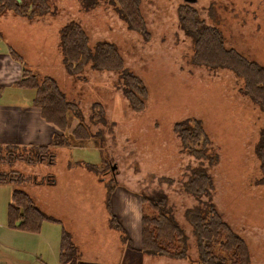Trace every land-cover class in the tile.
<instances>
[{
    "label": "rangeland",
    "instance_id": "rangeland-1",
    "mask_svg": "<svg viewBox=\"0 0 264 264\" xmlns=\"http://www.w3.org/2000/svg\"><path fill=\"white\" fill-rule=\"evenodd\" d=\"M93 1L48 0L50 11L33 19L0 11L2 51L12 45L34 73L54 77L78 106L73 127L82 117L92 138L58 146L51 141L42 151L47 162L35 159L31 146L0 145V172L10 173L15 188L59 218L45 222L40 233L15 236L13 243L0 238V261L58 264L65 227L81 253L78 264H199L190 217L213 208L247 243L249 264H264V183L258 182L255 150L264 113L241 91L243 78L233 70L194 61L195 35L181 15L188 5L201 24L221 31L227 47L264 66V0H142L145 32L131 29L113 0ZM71 22L85 29L93 51L99 42L113 43L124 69L100 70L90 60L82 72L70 74L60 33ZM127 71L148 90L147 98L139 96L141 109L127 97L133 89ZM18 89L8 94L21 92L23 101L34 97L33 89ZM188 118L200 119L210 136L205 155L185 150L175 131V124ZM51 153L55 163L47 160ZM199 176L208 179L200 192L191 187ZM110 186L117 188L111 205L122 230L108 214ZM11 192L12 185L0 186V223ZM144 197L163 200V209L184 232L189 258L139 251Z\"/></svg>",
    "mask_w": 264,
    "mask_h": 264
},
{
    "label": "trees",
    "instance_id": "trees-1",
    "mask_svg": "<svg viewBox=\"0 0 264 264\" xmlns=\"http://www.w3.org/2000/svg\"><path fill=\"white\" fill-rule=\"evenodd\" d=\"M113 1L131 29L146 31L145 20L140 11L142 0ZM89 2L93 4L95 1L89 0ZM183 7H185L181 12L183 23L195 35L194 61L214 68L222 67L233 70L243 78L244 86L241 91L251 98L264 113V66L255 60H250L235 48L227 47L217 27L201 24L193 9L188 5ZM0 11H13L18 16L33 19L47 14L50 11V5L48 0H0ZM60 39L65 66L70 74L82 72L90 60L93 61L94 67L100 70L124 69V59L117 47L113 43L102 41L93 51L87 32L78 22H71L64 26L61 29ZM8 52L23 66L22 78L15 82L16 87L33 89L35 94L32 106L39 108L42 118L61 131L53 135V145H71L73 139L82 143L90 141L91 134L83 123L82 117L78 118V123L73 127L74 120L80 116L78 106L69 100L57 80L49 75L41 77L34 73L25 65L23 55L13 46H8ZM125 75L127 82L133 87L128 90L127 97L134 109H141L144 107V102L139 96L147 98L148 90L142 86L139 78L132 72L127 71ZM175 131L178 132L185 150L196 156L207 153L211 140L200 119L188 118L179 121L175 124ZM31 147L34 149L32 152L36 153L35 159L46 161L42 153L49 150L50 145ZM255 150L262 175L258 180L260 184L264 183V125ZM49 155L51 157L47 159L48 162L55 163V153ZM88 164L93 167V164ZM12 180L14 179L10 173L0 172V184L13 183ZM207 181L205 176L196 177L191 182V187L200 192ZM52 182L54 181L49 183ZM114 186L109 187L107 207L113 218L112 221L110 220L111 224L122 230L123 225L112 211L111 198L115 191ZM142 202L139 251L168 254L173 257H188L184 232L174 217L163 209V200L155 201L144 197ZM146 204L149 205V210L146 209ZM8 219L9 226L32 232L39 231L45 221H56L34 202L29 193L20 188L13 189ZM190 219L198 239L199 264H249L250 254L247 243L227 222L221 219L213 208L206 212L193 213ZM123 238L125 240V236ZM127 242L129 246H132L130 238ZM80 257L81 253L72 234L63 228L59 253L60 264H78Z\"/></svg>",
    "mask_w": 264,
    "mask_h": 264
},
{
    "label": "crops",
    "instance_id": "crops-1",
    "mask_svg": "<svg viewBox=\"0 0 264 264\" xmlns=\"http://www.w3.org/2000/svg\"><path fill=\"white\" fill-rule=\"evenodd\" d=\"M2 49L3 48L0 47V145H6V146L9 145L15 147L48 145L49 143H51L53 139V135L57 132V130L53 124L48 123L42 118L41 111L39 108H35L32 106L33 98H31L30 100L23 101L22 98H18V95L21 94V92H17L14 97L11 96L10 93L14 92L15 89H18V87H16L15 85V82L22 78L23 66L17 60L12 58V56L9 54L8 46L7 48H5L4 51H2ZM9 90L10 93L8 94ZM56 181L54 184L57 183ZM45 184L48 183L46 182L40 183L38 186H44ZM7 185H12V192H13V189L15 188L14 183L0 184V186H7ZM116 191L117 188L114 191L112 198H114ZM12 192L7 206L6 220L3 223H0V238L4 239L5 242H3V244L5 245L7 244V242L13 243L12 240H14L15 236L18 235L27 236V234L40 233V230L44 226L45 222H50V221H45L41 229L37 232L22 230L9 226L8 210H9V205L12 202ZM107 195H108V191H107ZM112 201L114 205V199H112ZM37 205L48 215H51L52 217L56 218V220L59 219L54 216L55 213L51 212L52 209L47 208L45 206H41L39 204ZM108 214H109V210H108ZM138 217L141 220L139 214ZM61 234H62V229H61ZM140 238H141V228L139 231V239ZM60 244H61V236H60L59 245ZM10 247L13 248L11 245ZM4 248L5 247L3 246V249ZM6 249L7 248H5L4 250ZM7 260L9 259L3 258L2 261H0V264H9ZM57 260H58V264H60L59 256Z\"/></svg>",
    "mask_w": 264,
    "mask_h": 264
},
{
    "label": "water",
    "instance_id": "water-1",
    "mask_svg": "<svg viewBox=\"0 0 264 264\" xmlns=\"http://www.w3.org/2000/svg\"><path fill=\"white\" fill-rule=\"evenodd\" d=\"M186 1H189V2H195L196 0H186Z\"/></svg>",
    "mask_w": 264,
    "mask_h": 264
}]
</instances>
